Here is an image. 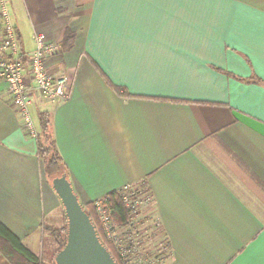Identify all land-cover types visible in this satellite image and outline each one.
<instances>
[{
	"label": "crops",
	"instance_id": "obj_1",
	"mask_svg": "<svg viewBox=\"0 0 264 264\" xmlns=\"http://www.w3.org/2000/svg\"><path fill=\"white\" fill-rule=\"evenodd\" d=\"M9 2L25 51L60 45L69 96L31 111L81 203L147 189L164 264H264V0ZM11 101L0 81V223L47 263L63 203Z\"/></svg>",
	"mask_w": 264,
	"mask_h": 264
},
{
	"label": "built area",
	"instance_id": "obj_2",
	"mask_svg": "<svg viewBox=\"0 0 264 264\" xmlns=\"http://www.w3.org/2000/svg\"><path fill=\"white\" fill-rule=\"evenodd\" d=\"M59 49V43L40 33L35 36L33 51H25L12 20L10 2L0 0V81L8 84L12 105L16 108L27 134L33 138L38 136L37 123L31 111L35 96L38 94L45 101L54 104L66 100L69 96L68 77L56 75L48 67V58ZM137 190L124 189L123 201L131 212V221L126 225L119 224L113 209L105 200L95 201L104 238L117 249L124 264H162L160 259L154 262L142 255L139 248L140 236L133 231L135 224H143L141 219H137L140 206Z\"/></svg>",
	"mask_w": 264,
	"mask_h": 264
},
{
	"label": "trees",
	"instance_id": "obj_3",
	"mask_svg": "<svg viewBox=\"0 0 264 264\" xmlns=\"http://www.w3.org/2000/svg\"><path fill=\"white\" fill-rule=\"evenodd\" d=\"M71 38L72 36L67 35L64 42L70 44L69 39ZM38 119V136L36 139L38 145V155L42 162L45 176L47 178L52 177L54 180V178L62 175L63 173H66L68 175L69 172L67 164L65 163L57 147L50 115L47 112H41ZM146 192L150 195V199L152 200L150 191L146 189ZM123 193L124 189L117 190L110 193L103 199L113 209L114 217L120 225H126L131 221V212L126 207L123 201ZM84 208L91 216V219L96 226L101 241L107 246L114 258H116L118 264H124V260L120 257L117 249L114 248V246H112L104 238V230L100 223L99 216L96 212L95 201L85 204ZM67 230V224H65L61 228L53 230L56 236V240L59 244L58 252L66 244ZM0 250L12 264H48L42 261L37 254H35L27 246H25L20 238H18L2 223H0ZM166 258L167 255H164V257H162L159 262L164 264ZM49 264H56V262Z\"/></svg>",
	"mask_w": 264,
	"mask_h": 264
},
{
	"label": "water",
	"instance_id": "obj_4",
	"mask_svg": "<svg viewBox=\"0 0 264 264\" xmlns=\"http://www.w3.org/2000/svg\"><path fill=\"white\" fill-rule=\"evenodd\" d=\"M67 216V241L55 257L56 264H118L101 241L91 216L81 203L66 173L53 180Z\"/></svg>",
	"mask_w": 264,
	"mask_h": 264
},
{
	"label": "rangeland",
	"instance_id": "obj_5",
	"mask_svg": "<svg viewBox=\"0 0 264 264\" xmlns=\"http://www.w3.org/2000/svg\"><path fill=\"white\" fill-rule=\"evenodd\" d=\"M46 179L50 183V185L53 186V178L46 177ZM137 191L140 199V206L138 207L139 217L137 219H141L142 220L141 222L143 224L142 225L135 224L133 227L134 229L133 231L137 232L136 234H139L140 236L141 242L139 248L141 250L142 255L146 256V258H148L149 260H153L154 262H157L158 259H161L162 257H164V255L168 253V249L166 246L167 244L166 238L159 224L156 210L152 200L150 199V195L146 192L145 189L142 188L138 189ZM60 212L62 215L59 225L60 224L65 225L67 224V216L64 206L61 207ZM57 228H61V227H54L53 229H51V233L55 240H56V236L53 230ZM47 245L49 248V256H50V259L47 263L49 264L55 262V257L57 254V250L59 249V244L58 242L54 243L49 241Z\"/></svg>",
	"mask_w": 264,
	"mask_h": 264
}]
</instances>
